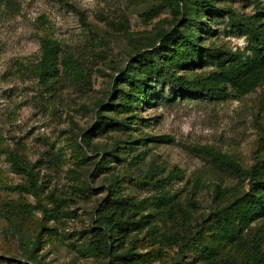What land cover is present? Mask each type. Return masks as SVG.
I'll list each match as a JSON object with an SVG mask.
<instances>
[{"label":"rangeland","instance_id":"1","mask_svg":"<svg viewBox=\"0 0 264 264\" xmlns=\"http://www.w3.org/2000/svg\"><path fill=\"white\" fill-rule=\"evenodd\" d=\"M214 4L238 17L253 16L257 11L255 0H215ZM215 12L204 20L209 21L213 31L207 40H202L203 47L210 52L213 48L242 51L248 43L246 37L235 34L229 13ZM178 17L170 0H0L1 261L108 264V258L88 245L98 209L107 195V177L89 174L96 161L101 160L102 151L127 138L119 132L93 136L96 153H91L81 135L95 124L97 105L116 99L113 89L120 71L132 59H139L143 45L160 33L179 27ZM44 35L51 36L63 48L96 46L97 64L86 92L68 86L52 97L28 72ZM212 65L214 62L178 75H206L215 71ZM263 93L264 85L239 99L204 93L183 95L168 83L157 84L151 104L142 105L137 113L143 119V123L136 121L140 132L131 134L137 141L145 136H165L166 140H148L144 145L137 142L125 156V164H111L114 173L130 179L122 193L138 205L135 220L140 215L148 216L155 228L164 231L156 217L155 198L164 190L174 200L183 201L196 176L213 173L211 158L202 149L212 148L231 156L244 168L253 165L256 155H264V143L260 142L264 130V111L260 107ZM18 155L33 167L39 190L28 177L14 170L12 158ZM222 176L227 186L236 185V178ZM246 190L245 185L236 195ZM210 194L211 190H204L197 196L193 226L214 211ZM147 229L141 234L132 233L126 244L128 248L138 240L135 248L139 253L147 252L140 262L132 264H206L197 252L199 248L195 250L191 245L184 257L178 258L176 247L159 245L156 237L146 235ZM203 231L206 238L207 232ZM37 236L40 243L33 261L25 257L31 245L24 243L26 238L32 241ZM236 251L226 246L212 259L215 264L234 257L240 259Z\"/></svg>","mask_w":264,"mask_h":264},{"label":"trees","instance_id":"2","mask_svg":"<svg viewBox=\"0 0 264 264\" xmlns=\"http://www.w3.org/2000/svg\"><path fill=\"white\" fill-rule=\"evenodd\" d=\"M214 1L170 0L174 15L180 16L177 21L179 27L160 33L154 41L143 45L144 51L138 55L139 59H132L120 71L113 89L117 94L116 99L110 100L107 105H97L95 124L81 135V141L91 153H96L92 145L93 136L119 132L127 138L125 142H115L114 148L102 151L101 160L96 161L89 174L92 177L105 174L107 177V195L98 209L96 227L91 229L88 245L96 253L108 258V264L140 262L147 252H138V248H135L138 240L128 248L126 244H129L132 233L141 234L146 227V235L156 237L159 245L176 247L178 258H183L185 250L192 245L191 248L195 250L199 248L197 252L203 262L215 264L212 256L219 249L231 246L237 249L236 254H239L240 259L234 257L217 264H264V155H256L253 165L244 168L231 156L212 148L202 149L211 158L215 168L213 173L196 176L183 201L174 200V196L164 190L155 198L156 217L164 228L163 232L147 220L148 216L140 215L135 220L138 205L132 197L122 193L126 181L130 179L114 173L115 169L111 165L114 161L125 164V156L133 151L131 146L137 142L144 145L148 140H166L165 136H145L137 141L131 134L140 132L136 121L143 123V119L137 113L141 111L142 105L151 104L150 99L157 84L168 83L183 95L204 93L236 99L264 85V1L255 0V15L243 17L217 8ZM215 11L229 13L235 34L246 37L248 43L242 51H218L213 48L210 52V49L203 47L202 40H207L213 31L209 21L204 20H208L207 14ZM201 36L206 37L202 39ZM95 47L90 44L89 48H63L51 36L44 35L39 39L38 55L30 63L28 72L38 79L52 97H57L68 86L84 93L91 85V72L97 64L94 62L98 57ZM212 62L215 71L206 75L193 78L178 75L182 71L192 72L209 66ZM260 107L264 111V93ZM260 142L264 143V130ZM118 149L124 150L117 152ZM12 160L14 170L28 177L34 183L33 187L39 190L35 184L33 167L19 155ZM223 173L236 178V185L227 186L223 181ZM245 185L247 190L236 195ZM80 190L86 192V189ZM204 190H211L209 196L214 211L206 218H200V222L196 221V226H193L197 196ZM203 229L207 232L206 238L201 234ZM39 239L38 236L32 241L25 239L24 244L27 247L31 245L30 251L25 253V257L28 256L30 260L34 261L33 253L39 246ZM0 264L13 262L0 260Z\"/></svg>","mask_w":264,"mask_h":264}]
</instances>
